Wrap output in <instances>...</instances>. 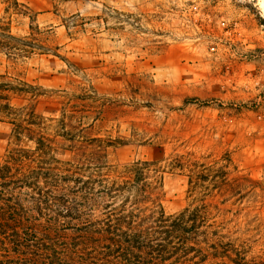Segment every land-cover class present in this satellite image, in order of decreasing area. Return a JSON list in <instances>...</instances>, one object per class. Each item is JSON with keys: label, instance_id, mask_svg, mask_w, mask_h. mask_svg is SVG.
Here are the masks:
<instances>
[{"label": "rangeland", "instance_id": "374dc122", "mask_svg": "<svg viewBox=\"0 0 264 264\" xmlns=\"http://www.w3.org/2000/svg\"><path fill=\"white\" fill-rule=\"evenodd\" d=\"M13 2L0 0V20L20 38L37 26L50 51L15 62L0 52V75L38 88L36 113L58 119L77 106L84 124L125 144L108 150L118 171L158 162L168 215L204 193L192 188L202 168L228 164L240 186L210 187L211 200L246 258L264 263V0ZM97 39L114 49L96 50ZM6 139L0 132V163Z\"/></svg>", "mask_w": 264, "mask_h": 264}, {"label": "trees", "instance_id": "16d2710c", "mask_svg": "<svg viewBox=\"0 0 264 264\" xmlns=\"http://www.w3.org/2000/svg\"><path fill=\"white\" fill-rule=\"evenodd\" d=\"M46 40L37 26L20 38L0 20V52L12 62L35 51L48 55ZM41 94L0 75V132L7 136L0 264H264L246 258L223 204L211 200L210 187L225 193L240 186L242 178L229 179L228 164L202 168L192 188L204 193L168 215L158 162L137 160L118 171L108 150L125 144L84 124L77 106L61 108L58 119L43 118L33 102Z\"/></svg>", "mask_w": 264, "mask_h": 264}, {"label": "crops", "instance_id": "0c3cea01", "mask_svg": "<svg viewBox=\"0 0 264 264\" xmlns=\"http://www.w3.org/2000/svg\"><path fill=\"white\" fill-rule=\"evenodd\" d=\"M26 10L28 11V12H31L29 9H27L26 8ZM44 14H41V13H38L37 15H36V18H37V21L43 16ZM51 28V27H50ZM61 27L60 26H54L53 27V30H59ZM52 29V28H51ZM51 29H50V31H51ZM82 31H84V30H82ZM10 32H11V34L12 35H14V36H16L15 34H13L12 33V31H11V28H10ZM28 34H29V32H28ZM28 36V35H27ZM94 36H96V37H99V35H94ZM98 41L96 42V50H98V51H100V50H107V51H111V50H113L114 48H113V44H112V41H108V40H106V41H100L99 39H97ZM69 41H71V40H69ZM42 56H44V55H42ZM60 60V59H59ZM60 61H63V60H60ZM64 62H66V61H64ZM66 63H68V62H66ZM50 77H52V79H54L55 78V76L54 75H50Z\"/></svg>", "mask_w": 264, "mask_h": 264}]
</instances>
